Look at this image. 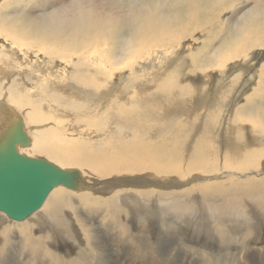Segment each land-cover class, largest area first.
I'll return each instance as SVG.
<instances>
[{
    "label": "bare ground",
    "instance_id": "bare-ground-1",
    "mask_svg": "<svg viewBox=\"0 0 264 264\" xmlns=\"http://www.w3.org/2000/svg\"><path fill=\"white\" fill-rule=\"evenodd\" d=\"M125 1L0 0V149L9 144L5 159L13 158L23 126L28 145H16L19 155L78 174L79 184L71 190L67 179L44 180L35 193L20 186L30 172L14 176L22 178L15 190L0 179V264H19L16 249L24 264H165L173 255L175 263L185 239L177 222L189 226L185 218L225 249L195 250L202 264H238L232 261L245 250L258 264L264 62L257 86L231 112L201 95L214 89L213 72L224 77L233 65L250 67L264 49V0H142L139 8ZM231 11L226 24L221 16ZM187 44L195 81L179 84L177 64L185 59L172 68L164 62ZM72 195L98 218L80 215ZM32 201L42 207L25 217ZM156 201L163 220L154 233L146 215ZM41 214L60 229L63 220L75 228L61 229L66 239L57 235L54 244L34 224Z\"/></svg>",
    "mask_w": 264,
    "mask_h": 264
},
{
    "label": "rangeland",
    "instance_id": "rangeland-1",
    "mask_svg": "<svg viewBox=\"0 0 264 264\" xmlns=\"http://www.w3.org/2000/svg\"><path fill=\"white\" fill-rule=\"evenodd\" d=\"M246 2V1H245ZM129 4H132V5H136L138 8L141 6V4H142V0H126L125 2H124V5L123 6H125V8L129 5ZM239 6H240V3H239ZM241 8V9H240ZM239 8V10H242L243 9V7L241 6ZM237 10V9H236ZM233 15V12L231 11V13L230 12H228L227 14L225 13L224 15H222L221 16V20L222 21H226L225 23L226 24H228V19H229V17H231L232 15ZM224 18H225V20H224ZM211 32L213 33L214 31H213V28H211ZM197 37H199V35L197 36ZM221 38V37H220ZM212 40V41H214V38H209V40ZM206 43H209V41L208 42H206ZM197 45H198V43H196ZM205 44V43H204ZM188 48V44L187 45H184L183 46V50L180 52V54H179V56H178V58L176 59V60H174V61H167V63H166V61L164 62V64L165 65H167L168 66V64H169V62H170V66H165L166 68H172V66L173 65H175L176 64V62H178L179 60H184L185 59V61L182 63V65H181V63L179 64H177V70L180 72L179 73V77H180V79L178 80V83L179 84H185V83H193L194 81H195V78L191 75V65H192V63H191V61H189V57H188V54H187V51H186V49ZM255 53V54H254ZM253 53V58H254V63H253V65L252 66H250V67H244V66H242V67H244V68H238L237 67V65H233V66H231V67H229L227 70H225L224 72H225V76L224 77H222V76H220L219 74H217V72H213L212 74H211V78H210V81L212 82V84L211 85H213L214 86V91L211 89V87L210 86H208V88H206V90L202 93L203 95H201L202 97H207V96H209V98L214 102H217L218 101V99H219V104L224 108V111L226 112V113H229V112H231V110H233L234 109V107H232V105H234L235 104V102H237V101H239L240 103H242L243 101H245V97L252 91L251 89H253V87H256L257 86V81H258V78H259V76H260V74H261V65H262V63L264 62V58H263V56H264V49H257L255 52ZM187 55V56H186ZM256 58V59H255ZM187 59V60H186ZM257 61V62H256ZM189 62V63H188ZM258 62H260V63H258ZM173 63V64H172ZM258 64V65H257ZM190 67V68H189ZM258 67V68H257ZM187 68H189V69H187ZM238 69V70H237ZM154 71H156V72H158V69H153ZM188 70V71H187ZM231 70V71H230ZM258 70V71H257ZM159 71H161V69H159ZM253 71V72H252ZM188 72V73H187ZM233 72H234V74H233ZM255 72V73H254ZM241 73V74H240ZM249 73V74H248ZM189 74V75H188ZM255 74V75H254ZM233 75H236V76H239L240 77V80H239V82H238V84L236 85V86H234L229 80H230V78H231V76H233ZM243 75V76H242ZM254 76H255V78H254ZM257 76H258V78H257ZM248 77V78H247ZM254 78V79H253ZM219 79V80H218ZM221 79V80H220ZM244 79V80H243ZM248 79V80H247ZM215 80V81H214ZM252 83H251V82ZM215 82H217V83H215ZM215 83V84H214ZM244 84V85H243ZM249 84V85H248ZM255 84V85H254ZM220 85V86H219ZM217 86V87H216ZM248 86V87H247ZM219 87V88H218ZM246 87V88H245ZM216 88V89H215ZM209 89V90H208ZM238 89H239V91H238ZM248 89L250 90V91H248ZM242 91V92H241ZM209 92H211V93H209ZM207 93V94H206ZM235 94H236V97H237V94H238V99H236V97H235ZM214 96V97H213ZM228 96H231V97H228ZM233 96V97H232ZM235 97V98H234ZM241 98V99H240ZM263 98H264V93H263ZM229 99V100H228ZM240 99V100H239ZM259 97H257V100L255 101V103H257V102H259ZM242 100V101H241ZM225 101V102H224ZM247 101V100H246ZM178 102L179 103H181V104H185L186 102H180L179 100H177V104H178ZM194 102H195V98L192 100V107H193V109H195V108H198V106L199 105H196V104H194ZM233 102H234V104H233ZM175 104H176V102H175ZM200 104V103H199ZM260 104V103H259ZM194 105H196V106H194ZM226 105V106H225ZM177 106V105H176ZM232 108V109H231ZM227 109V110H226ZM71 195V194H70ZM71 198H72V201L74 200V202H76V198H74V196L72 195L71 196ZM131 199H132V201H131ZM133 199L134 198H130V199H128L127 201L126 200H122V204L123 205H125V206H128V204L130 203V202H132L133 203ZM156 199H159V197H157ZM129 200H130V202H129ZM198 201V204H200V201L199 200H197ZM77 203V202H76ZM80 204V205H79ZM131 204V203H130ZM129 204V205H130ZM78 207H79V213H80V215H82L84 218L86 217V218H88L89 217V219H94V218H98V216H92V217H90L89 215H88V212L86 211V209L84 208V205H82V203H77L76 204ZM83 206V207H82ZM136 206H137V208L138 209H141V207L142 206H140V205H138V204H136ZM157 201L156 202H154L153 203V207H152V209H154V210H152V209H149V211H150V214L149 215H146V216H153L152 218H151V224L154 226V228H153V232L154 233H157L158 232V230H157V228H156V226H157V224L160 222V220L162 221L163 220V217H161L162 216V214L157 210ZM83 208V209H82ZM200 208H204V205H201L200 206ZM99 209V208H98ZM95 210H97V209H95ZM142 210V209H141ZM140 210V211H141ZM83 211H84V213H83ZM86 211V212H85ZM157 211V212H156ZM202 211V210H201ZM141 212H144V211H141ZM145 212H146V210H145ZM154 212V213H153ZM158 213V214H157ZM101 213H99V215H100ZM139 215H140V213H138ZM138 214H136V216H138ZM142 214V213H141ZM42 216L40 217V218H37V219H35V222H34V224L35 223H37V227H39L40 228V230L43 232V233H49L48 234V236H50V234H52L53 235V237L52 236H50L51 237V239H50V241L52 240V242H54V244H56V241L58 240L57 239V235H60L59 236V240H64V239H66L65 237H63L64 236V234L62 235V232H61V229H66V228H68V227H70V228H75V223H72V222H70V223H67V222H65L64 220L63 221H61L60 223L61 224H59V225H61V229L53 222V220L52 219H48V217H46L44 214H41ZM43 215L45 216V217H43ZM142 215H144V214H142ZM251 215H253V217L255 218V219H259V217H256V215H254V214H251ZM45 218V219H44ZM143 220H144V217L142 216L141 217ZM201 218V217H200ZM199 218V219H200ZM171 219H172V217H171ZM189 219L188 218H185L183 221H184V223H187L189 226H186V225H184V224H181V223H178L177 222V225L178 226H180L181 228H184L185 229V239H181V240H179V243H180V246L179 247H177V264H202V259H199V257H198V254H197V251H195V250H199V251H207V252H218V254H221L222 253V251H223V254H224V251H225V249H224V247H221L216 241H214V239L213 238H210V237H213V236H211L208 232H206L205 230H199L197 227H195L196 225L195 224H191L190 225V221H188ZM38 221H40V222H38ZM259 222H262V224H260V223H258L257 224V226H259L258 228H260V230H261V228H263L264 229V220H263V218H260L259 219ZM41 223H42V225H41ZM63 225V226H62ZM42 226V227H41ZM252 226V225H251ZM249 224H247V225H245L244 227H241L240 228V230H245V229H248V228H250L251 227ZM243 228V229H242ZM64 229V230H65ZM101 231H103L102 233L103 234H101L102 236V238H107V234H104V233H106V232H108V230H107V228H99ZM45 230H46V232H45ZM67 230V229H66ZM243 230V231H244ZM106 231V232H105ZM187 231V232H186ZM205 231V232H204ZM114 233H116L115 232V230L113 231ZM112 232V235H115L114 233ZM239 233H240V231H239ZM238 234V233H237ZM154 236H155V234H153ZM261 236L263 237V239H264V230H261ZM108 237H110V235L108 236ZM156 237V236H155ZM83 243H84V241H82ZM253 243H256V245H255V248H253L255 251H257V255L259 254V263L258 264H261L262 263V261H261V259H264V240H263V242L262 241H259V240H257V241H255V242H253ZM229 246H231V247H233L234 248V244H230ZM188 247V248H187ZM190 247V248H189ZM215 248L217 249V251L215 250ZM91 250H92V248H91ZM117 250H118V247H112V249H111V251H110V253H111V255H112V252L114 253V254H116L117 255ZM246 251V250H245ZM245 251H242V259L241 260H239L238 262H235V261H232L233 263H238V264H253L254 263V261H252L251 262V260H248V259H246V255H247V253L245 252ZM13 253H14V251L13 250H11V252H10V256H12V258H13ZM16 253H18V249H16ZM16 253H14L16 256H15V259H17V263H19V264H24L25 263V260L23 259V257L22 256H20L19 254H16ZM118 256V255H117ZM173 257H174V255H173ZM173 257L172 258H170V259H165V261H164V263L165 264H171L170 262H172V260H174L175 261V259H173ZM14 259V258H13ZM254 259H258L257 257L256 258H254ZM87 262H86V264H92V263H94V261H93V259H85ZM10 261H12V259H10ZM116 261H118V263L117 264H123L122 262V260L121 259H116ZM12 262H14V261H12ZM175 262V263H176ZM242 262V263H241ZM174 262H172V264H173ZM174 263V264H175ZM42 264H44V263H42ZM205 264H212L211 263V261H210V259H206V263Z\"/></svg>",
    "mask_w": 264,
    "mask_h": 264
},
{
    "label": "water",
    "instance_id": "water-1",
    "mask_svg": "<svg viewBox=\"0 0 264 264\" xmlns=\"http://www.w3.org/2000/svg\"><path fill=\"white\" fill-rule=\"evenodd\" d=\"M15 134L16 139L22 140V142L15 144V152L12 155L13 158H11L10 160L5 159V156L11 152L9 144H5L6 151H1L0 149V179L2 178V181H5L4 183L8 186L7 189H9L10 187H13L14 190L17 189L14 185L20 182L23 177L28 176L29 172L31 175L27 177L26 180H23V182L20 183V186L28 188L29 191H34L35 193L40 189V187L43 186L44 180L48 182L57 180L59 182L62 179H67L68 183L64 185L65 188H70L71 190L78 188V174L69 176L55 166L48 165L43 162L39 163V160L29 159L27 157L19 155L16 149V145H21L22 147H26L28 145L25 143L26 137L23 132V126H19ZM50 174L55 175L57 178L48 179V176ZM17 175H22V178L15 181V179L13 178ZM3 189L5 188H0V193L6 192ZM44 190L45 189L43 188L42 192H44ZM32 203H34L33 208H29L28 212H26V214L28 215H26L25 217L33 215L34 213H38L39 208L42 207V203L40 204L38 201H32L31 204Z\"/></svg>",
    "mask_w": 264,
    "mask_h": 264
},
{
    "label": "snow or ice",
    "instance_id": "snow-or-ice-1",
    "mask_svg": "<svg viewBox=\"0 0 264 264\" xmlns=\"http://www.w3.org/2000/svg\"><path fill=\"white\" fill-rule=\"evenodd\" d=\"M56 178H57V177H56L55 175H53V174H50V175L48 176V179H56ZM68 179H70V178H68ZM156 243H157L158 251H159L160 249H162V248L164 247L165 241H164L163 238L161 237V238H158V239H157Z\"/></svg>",
    "mask_w": 264,
    "mask_h": 264
}]
</instances>
